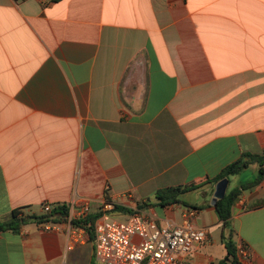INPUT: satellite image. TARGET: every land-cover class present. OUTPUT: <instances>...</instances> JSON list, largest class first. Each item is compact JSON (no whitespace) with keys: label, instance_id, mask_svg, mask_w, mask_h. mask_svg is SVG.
Instances as JSON below:
<instances>
[{"label":"crops","instance_id":"crops-1","mask_svg":"<svg viewBox=\"0 0 264 264\" xmlns=\"http://www.w3.org/2000/svg\"><path fill=\"white\" fill-rule=\"evenodd\" d=\"M245 153H264V0H0V223L70 211L0 230V264H98L84 207L173 225L192 207L156 193L204 180L182 195L208 231L189 258L233 264L231 235L234 264H264V177L228 228L212 204L214 178Z\"/></svg>","mask_w":264,"mask_h":264},{"label":"built area","instance_id":"built-area-1","mask_svg":"<svg viewBox=\"0 0 264 264\" xmlns=\"http://www.w3.org/2000/svg\"><path fill=\"white\" fill-rule=\"evenodd\" d=\"M113 208L112 203L107 204L94 223L98 264H197L189 256L206 241L208 231L195 225L196 209H186L180 223L161 226L140 211L116 218L109 213ZM86 214L87 206L79 216ZM240 254L249 257L246 248Z\"/></svg>","mask_w":264,"mask_h":264},{"label":"trees","instance_id":"trees-1","mask_svg":"<svg viewBox=\"0 0 264 264\" xmlns=\"http://www.w3.org/2000/svg\"><path fill=\"white\" fill-rule=\"evenodd\" d=\"M259 165V174L258 176L251 182L246 183L241 186H237L227 190L225 196L222 199L217 201L215 206L216 214L220 220L223 222V227L226 229L229 226V220L231 218L232 207L242 194L243 190L248 189L250 187L258 184L262 178L264 177V153L262 154H243L242 157L226 166L218 176L214 178V181H219L223 178H230L231 176L240 174L244 169L249 167L251 164ZM206 180L201 181L196 184H192L191 186L186 187H172L164 190H159L156 193V198L158 199L157 205L159 206H169L174 204H183L192 208L200 209V206L189 205L184 202L182 199V195L189 190L200 187L201 184L205 183ZM113 211H121L126 213H135L136 210H132L130 208L123 207L121 205H115ZM59 213L63 218L69 216V207L66 204L56 205L52 210L48 212H44L43 214H32L28 216H22V213L19 209L13 211L11 218L7 221L0 223V230H12L14 232H18L20 227L23 224H26L30 221L37 223H49L57 221L56 214ZM102 214L100 212L98 215L89 216L87 214L85 217L80 219L79 221H83L85 224L91 223V227L94 228V223L96 219ZM226 246L228 248V254L225 258L226 261H231L233 264L237 262V254L236 247L234 242L232 241L231 235H228L226 238ZM225 262V261H223Z\"/></svg>","mask_w":264,"mask_h":264},{"label":"water","instance_id":"water-1","mask_svg":"<svg viewBox=\"0 0 264 264\" xmlns=\"http://www.w3.org/2000/svg\"><path fill=\"white\" fill-rule=\"evenodd\" d=\"M229 184V179L228 178H223L220 181L217 182L216 188H215V192H214V200L212 202V204L214 206H216L217 201L219 199H222L226 192H227V187Z\"/></svg>","mask_w":264,"mask_h":264},{"label":"rangeland","instance_id":"rangeland-1","mask_svg":"<svg viewBox=\"0 0 264 264\" xmlns=\"http://www.w3.org/2000/svg\"><path fill=\"white\" fill-rule=\"evenodd\" d=\"M250 172H251V171H248V172H247L248 175H250V174H249ZM246 179H248V178H246ZM240 180H245V178L243 177V175L240 177ZM192 196H193V195H192ZM192 196L189 197V198H187V199H191ZM185 199H186V198H185ZM193 199H194V201L200 202V201H201V196H200L199 194L195 193L194 196H193Z\"/></svg>","mask_w":264,"mask_h":264}]
</instances>
